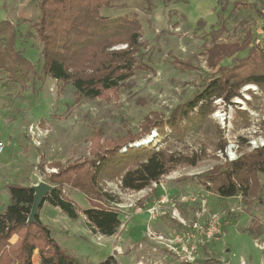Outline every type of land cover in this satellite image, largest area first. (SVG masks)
Instances as JSON below:
<instances>
[{"label":"rangeland","instance_id":"rangeland-1","mask_svg":"<svg viewBox=\"0 0 264 264\" xmlns=\"http://www.w3.org/2000/svg\"><path fill=\"white\" fill-rule=\"evenodd\" d=\"M241 1L245 5L240 0H116L113 8H103L102 15L135 14L142 24L140 67L122 87L118 100L77 101L72 84L49 77L40 81L35 76L25 87L2 78L0 211L10 202L9 184L33 187L46 182L47 173L54 169L45 167V174L42 164L71 161L76 165L79 157L88 156L89 139L95 131L106 140L138 132L145 116L153 111L168 115L202 89L211 72L206 60L211 33L220 32L222 42H233L243 40L250 30L263 41L264 0ZM38 16L37 0H0V21L11 20L17 26V46L36 68L42 48L33 26ZM231 62L227 59L222 65ZM214 106L210 119L221 129L231 158L264 145V93L257 86L246 85L240 97L231 102L217 99ZM202 141L200 136H187L181 143L160 144V138L154 137L151 143L192 152ZM208 152L196 166H179L138 192L122 189L117 179L108 181L106 189L121 201L116 205L121 226L114 236L93 234L85 228V196L69 186L64 193L80 207L79 219L73 221L49 201L44 202L40 219L81 264H98L112 254L118 264H185L158 243L155 235L181 233L196 222L207 228L216 216L220 232L200 246L198 258L189 264H264V174H259V197H220L191 179L231 161L221 151ZM153 207L159 208L155 217L149 212ZM254 216L262 224V234L257 237L247 232ZM33 260L39 263L38 252Z\"/></svg>","mask_w":264,"mask_h":264},{"label":"trees","instance_id":"trees-1","mask_svg":"<svg viewBox=\"0 0 264 264\" xmlns=\"http://www.w3.org/2000/svg\"><path fill=\"white\" fill-rule=\"evenodd\" d=\"M115 1L37 0L39 16L33 26L42 47L37 68L17 46V26L11 20H1L0 80L6 78L25 87L35 76L40 81L49 77L72 84L77 101L118 100L122 87L140 67L138 54L144 43L137 15L101 14L103 8H113ZM239 4L245 5L241 0ZM220 38V32L211 33L206 51L211 72L205 77L203 88L168 115L153 111L144 117L138 132L129 131L119 139L106 140L100 131H95L89 139L88 156L79 157L76 165L71 161L42 164L43 173L47 171L45 167L54 169L46 175L53 190L45 201L77 221L80 207L64 189L69 186L80 191L87 202L83 210L85 228L93 234L114 236L121 226L116 206L121 201L119 195L106 189L108 181L117 179L122 189L138 192L179 166H196L209 156L208 150L225 152L227 143L222 131L210 119L214 102H231L241 96L246 85H255L264 93V37L258 41L249 30L243 40L222 42ZM227 59L232 62L222 65ZM175 62L186 64L178 59ZM185 67L192 68L190 64ZM154 131L160 144L181 143L187 136H200L203 141L192 152L151 142L144 144L142 140ZM259 174H264V145L235 160L218 163L191 179L220 197L241 195L247 199L259 197L262 192ZM7 189L10 202L0 211V264H35L36 252L38 264H81L52 236L40 216L28 222L34 202L33 187L13 183ZM247 232L253 237L262 234L258 217L252 218ZM98 264L118 261L112 254Z\"/></svg>","mask_w":264,"mask_h":264},{"label":"built area","instance_id":"built-area-1","mask_svg":"<svg viewBox=\"0 0 264 264\" xmlns=\"http://www.w3.org/2000/svg\"><path fill=\"white\" fill-rule=\"evenodd\" d=\"M222 153L224 155L227 154L231 161L237 158H231L229 156L228 147L225 149V152ZM158 210V207H153L149 212L152 217H155ZM216 219V216H213L207 228L200 222H196L190 227V230L186 229L181 233L171 235L159 234L155 235L154 238L158 243L164 246L168 252L180 257L185 263H191L198 258L200 246L204 245L206 240L213 239V237L220 232L219 227L216 225ZM179 221L182 225L186 224L185 219L181 217Z\"/></svg>","mask_w":264,"mask_h":264},{"label":"water","instance_id":"water-1","mask_svg":"<svg viewBox=\"0 0 264 264\" xmlns=\"http://www.w3.org/2000/svg\"><path fill=\"white\" fill-rule=\"evenodd\" d=\"M33 189L35 190L34 202L32 205L28 222H33L36 217L39 216L40 210L45 202V199L53 190V186L47 182H40L39 184L33 186Z\"/></svg>","mask_w":264,"mask_h":264},{"label":"bare ground","instance_id":"bare-ground-1","mask_svg":"<svg viewBox=\"0 0 264 264\" xmlns=\"http://www.w3.org/2000/svg\"><path fill=\"white\" fill-rule=\"evenodd\" d=\"M155 135L156 134L154 133V135L150 136L149 138L147 137V138H145L142 141H144V144H148V143H150L154 139Z\"/></svg>","mask_w":264,"mask_h":264},{"label":"crops","instance_id":"crops-1","mask_svg":"<svg viewBox=\"0 0 264 264\" xmlns=\"http://www.w3.org/2000/svg\"><path fill=\"white\" fill-rule=\"evenodd\" d=\"M84 214V213H83ZM151 215V214H150ZM113 255H115L116 256V254H113ZM186 264V263H185ZM187 264H189V263H187Z\"/></svg>","mask_w":264,"mask_h":264}]
</instances>
